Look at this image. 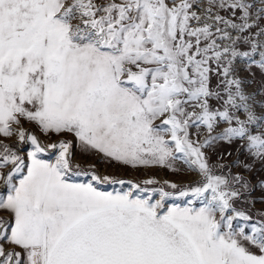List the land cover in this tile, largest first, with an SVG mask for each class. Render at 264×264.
<instances>
[{"label": "snow or ice", "instance_id": "6c2138e0", "mask_svg": "<svg viewBox=\"0 0 264 264\" xmlns=\"http://www.w3.org/2000/svg\"><path fill=\"white\" fill-rule=\"evenodd\" d=\"M0 264H264V0H0Z\"/></svg>", "mask_w": 264, "mask_h": 264}, {"label": "rangeland", "instance_id": "374dc122", "mask_svg": "<svg viewBox=\"0 0 264 264\" xmlns=\"http://www.w3.org/2000/svg\"><path fill=\"white\" fill-rule=\"evenodd\" d=\"M159 175L164 176V175H166V174H165V173H160Z\"/></svg>", "mask_w": 264, "mask_h": 264}]
</instances>
